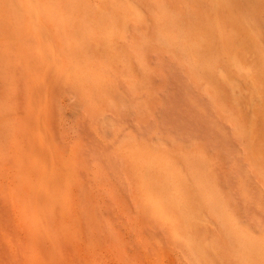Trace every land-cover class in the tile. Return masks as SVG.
<instances>
[{
    "label": "bare ground",
    "instance_id": "obj_1",
    "mask_svg": "<svg viewBox=\"0 0 264 264\" xmlns=\"http://www.w3.org/2000/svg\"><path fill=\"white\" fill-rule=\"evenodd\" d=\"M185 4L178 22L169 7L185 58L264 167V0ZM140 7L0 0V264H264V230L199 197L210 162L184 160L182 179L166 139L111 120L130 113L120 81L143 88L122 44L128 19L148 21Z\"/></svg>",
    "mask_w": 264,
    "mask_h": 264
},
{
    "label": "rangeland",
    "instance_id": "obj_2",
    "mask_svg": "<svg viewBox=\"0 0 264 264\" xmlns=\"http://www.w3.org/2000/svg\"><path fill=\"white\" fill-rule=\"evenodd\" d=\"M84 2L96 6L100 0ZM139 2L148 21L128 19L122 44L137 57L135 61L144 73L143 88L139 92L132 91V95L129 85L120 81L124 93L130 94H125L130 113L112 116V122L116 126L122 122L119 126H127L126 130L133 131L140 139L151 138L156 140L154 142L160 138L166 139L168 146L178 151L174 162L175 176L182 179L187 172L184 160L195 164L199 155L205 162H210L207 173L212 183L207 185L209 191L206 190L199 197L215 196L230 201L243 216L242 219L252 224L256 235H260L264 230V167L259 164V153L256 154L250 146L252 138L242 136L237 126L223 116L218 103L206 92L196 76L195 65L191 67L185 58L186 38L183 34L181 36L179 27L173 29L174 18L176 22L178 19L186 20L183 15L185 2L190 4L191 0ZM197 2L199 5L205 4V0ZM169 7L175 10L176 17L173 15V19V11ZM141 102L144 105L141 113L132 114L134 106ZM137 131L142 135L139 136ZM254 140L259 143L256 146L264 148L261 145L263 138ZM158 144L157 147L162 146L160 141ZM111 147H105L108 154ZM96 151V148L93 149V152ZM200 183L196 174L190 175L193 190L199 188ZM125 191L128 197H134L132 188L127 186Z\"/></svg>",
    "mask_w": 264,
    "mask_h": 264
}]
</instances>
